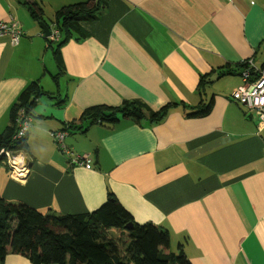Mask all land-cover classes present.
<instances>
[{
  "label": "crops",
  "instance_id": "1",
  "mask_svg": "<svg viewBox=\"0 0 264 264\" xmlns=\"http://www.w3.org/2000/svg\"><path fill=\"white\" fill-rule=\"evenodd\" d=\"M30 1L50 27L61 7L85 0ZM10 16L23 35L15 45L0 37V132L28 83L51 95L32 110L28 174L0 164V197L69 214L95 210L111 192L137 223L168 230L171 249L181 244L192 264H264V127L235 97L243 62L264 64V0H107L80 23L86 36L60 48L57 83L58 63L22 0H0V20ZM210 98L207 115H188ZM124 100L176 104L152 125L120 118L69 129L64 144L91 162L70 164L49 131ZM4 264L32 263L10 253Z\"/></svg>",
  "mask_w": 264,
  "mask_h": 264
},
{
  "label": "trees",
  "instance_id": "2",
  "mask_svg": "<svg viewBox=\"0 0 264 264\" xmlns=\"http://www.w3.org/2000/svg\"><path fill=\"white\" fill-rule=\"evenodd\" d=\"M22 1L35 21L45 23L37 3ZM106 3L107 0H85L63 6L54 13L59 38L57 41L45 39L58 63V72L51 75L56 83L63 73L60 48L74 36L76 40L83 39L86 34L80 23L95 20ZM217 70L218 75L225 73L221 67ZM206 83V74L201 75L198 89L202 91ZM50 95L41 89L38 80L28 83L11 108L10 123L0 132V150L27 151L26 135L20 140L12 139L18 111L23 109L33 118L32 110L38 99ZM175 104L167 103L158 110L136 100H124L118 106L93 105L84 109L77 122L71 121L64 130L83 131L84 122L114 125L120 118L152 125L161 122ZM212 104V98L207 102L202 100L188 115L205 116ZM3 159L0 155V164ZM129 223L132 227L126 228ZM10 253L22 255L32 264H192L181 244L176 251L171 249L168 230L151 222L137 223L111 192L95 210L69 214L42 213L24 202L0 197V264H4Z\"/></svg>",
  "mask_w": 264,
  "mask_h": 264
},
{
  "label": "built area",
  "instance_id": "3",
  "mask_svg": "<svg viewBox=\"0 0 264 264\" xmlns=\"http://www.w3.org/2000/svg\"><path fill=\"white\" fill-rule=\"evenodd\" d=\"M22 35V28L13 17L10 16L0 20V37L7 36L10 43L15 45L19 43ZM58 35V31L54 30L48 38L55 40ZM244 63L241 69L242 84L237 87L235 97L238 102L254 110L253 112L258 120V127L261 129L264 127V68L251 69V61H244ZM31 120L32 118L26 115L23 109L18 111L15 119L16 129L12 136L13 140H20L26 135ZM67 134L68 131L64 129L49 131L50 138L58 146L59 150L71 156L70 164L89 165L91 162L86 156L74 155L66 147L64 139ZM0 155L5 157L12 175L18 174L19 177H24L28 174L27 160L21 154V151L12 152L7 149H1Z\"/></svg>",
  "mask_w": 264,
  "mask_h": 264
},
{
  "label": "rangeland",
  "instance_id": "4",
  "mask_svg": "<svg viewBox=\"0 0 264 264\" xmlns=\"http://www.w3.org/2000/svg\"><path fill=\"white\" fill-rule=\"evenodd\" d=\"M49 28H50V35H51L52 31H54V30H57L58 33H59V30L56 29L54 25L50 26ZM42 33H43V32H42ZM48 37H49V36H48ZM58 38H59V35H58L57 39H55V40H53V41H57ZM48 55L50 56V51H49V50H48ZM244 64H245V63L243 62L242 67H243ZM250 65H251V66H250L251 69H255V68L263 69V68H264V64H263L262 66H257V67L254 66L252 63H251ZM248 66H249V65H248ZM242 67H240V77H241V69H242ZM241 79H242V78H241ZM60 83L63 84V83H64V80L61 79ZM241 84H242V82H241ZM241 84H240V85H241ZM52 87H53V86H52ZM52 87H51V89L54 90V89H55V84H54V87H53V88H52ZM207 89H208V88H207ZM207 91H209V90H207ZM41 100L43 101V100H45V98L42 96V99H41ZM244 106H245V105H244ZM245 107H246V106H245ZM246 109H247V111L249 112V115H251V116H252V114L255 115V113L253 112L254 110L250 109L249 107H246ZM255 116H256V115H255ZM256 118H257V117H256ZM257 124H258V120H257ZM24 153H25V152H22L21 154H22V155H25ZM20 156H21V155H20ZM5 163L7 164V161H6L5 157H4V159H3V161H2L1 164H2V165H5ZM7 166H8V164H7ZM8 168H9V166H8ZM9 170H10V169H9ZM10 174H11V172H10ZM11 175H12V174H11ZM13 177L21 178V177L18 176V174L13 175ZM22 178H23V177H22ZM22 178H21V179H22ZM172 250H175V249H172Z\"/></svg>",
  "mask_w": 264,
  "mask_h": 264
},
{
  "label": "water",
  "instance_id": "5",
  "mask_svg": "<svg viewBox=\"0 0 264 264\" xmlns=\"http://www.w3.org/2000/svg\"><path fill=\"white\" fill-rule=\"evenodd\" d=\"M39 25H40V28H41L43 34H44V37L50 36V28H49V26L46 23L42 22V21L39 22ZM131 227H132L131 223L126 225V228H131Z\"/></svg>",
  "mask_w": 264,
  "mask_h": 264
},
{
  "label": "bare ground",
  "instance_id": "6",
  "mask_svg": "<svg viewBox=\"0 0 264 264\" xmlns=\"http://www.w3.org/2000/svg\"><path fill=\"white\" fill-rule=\"evenodd\" d=\"M22 32H23V30H22Z\"/></svg>",
  "mask_w": 264,
  "mask_h": 264
}]
</instances>
